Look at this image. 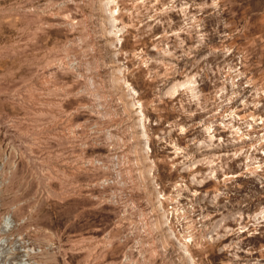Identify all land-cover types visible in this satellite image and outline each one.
<instances>
[{
	"label": "rangeland",
	"instance_id": "374dc122",
	"mask_svg": "<svg viewBox=\"0 0 264 264\" xmlns=\"http://www.w3.org/2000/svg\"><path fill=\"white\" fill-rule=\"evenodd\" d=\"M263 212L264 0H0V264H264Z\"/></svg>",
	"mask_w": 264,
	"mask_h": 264
},
{
	"label": "bare ground",
	"instance_id": "6f19581e",
	"mask_svg": "<svg viewBox=\"0 0 264 264\" xmlns=\"http://www.w3.org/2000/svg\"><path fill=\"white\" fill-rule=\"evenodd\" d=\"M192 84V82H185V83H182L181 85H180V87H181V89H185L186 87H187V85H191ZM195 86V85H194ZM190 87H193V86H190ZM179 87H174V94L176 95V94H178L179 92ZM174 95V96H175ZM264 213V212H263Z\"/></svg>",
	"mask_w": 264,
	"mask_h": 264
}]
</instances>
